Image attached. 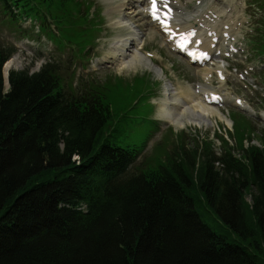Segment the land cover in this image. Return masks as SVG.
<instances>
[{"label":"trees","instance_id":"1","mask_svg":"<svg viewBox=\"0 0 264 264\" xmlns=\"http://www.w3.org/2000/svg\"><path fill=\"white\" fill-rule=\"evenodd\" d=\"M0 8L11 22L51 16L81 51L95 38L87 2ZM15 52L0 43V264H264V129L236 120V144L222 140L221 156L176 135L161 158L132 170L141 151L106 137L110 90L131 83L73 87L49 62L11 71L6 93L2 70ZM203 205L225 228L203 219Z\"/></svg>","mask_w":264,"mask_h":264},{"label":"rangeland","instance_id":"2","mask_svg":"<svg viewBox=\"0 0 264 264\" xmlns=\"http://www.w3.org/2000/svg\"><path fill=\"white\" fill-rule=\"evenodd\" d=\"M83 1L84 0H82V2ZM93 1L99 8V17L102 21L100 28H103V31L98 34L96 39L91 43L94 46L89 47L80 55V58L74 57V51L76 52L77 49L76 47L67 45L64 49H61L48 37L40 35V22L37 21L32 23L29 19L23 20L17 28L12 26L10 22L2 23L1 20L3 16L0 13V43H9L16 46L18 49L8 62L10 66L6 74H9L13 70L26 69H28L30 73H35L38 72L43 65L52 61L63 65V77L67 79L69 85L70 82H72L73 87H78L79 85L92 81L102 83L107 79H114L115 77L121 78L128 83L132 82L135 84L137 76L145 75L148 79H138L140 81H138L135 86L131 83L128 87H121V89L118 87L110 90L109 100L111 102L113 116L109 121L111 126L109 133L106 135L107 140L117 146L143 150V157L137 161L140 163L142 161L147 162L148 159L161 158L167 149H169L170 145L177 141L178 136L176 135H182L187 140L186 147L188 150L194 149L195 143L200 145L204 144L205 147V143L208 142L212 144L214 152L218 156H221L223 154V145L219 142L220 138H217L216 134L225 139L228 138V136L230 137L228 133L231 132L233 124H228V122L222 120L218 115H214L213 118H211L210 126L204 125L200 127L194 124L195 122L191 121V123H189L187 120L184 121V125H179L180 127L163 121H161V123L158 122V120H161L159 117V105L152 100L153 103L149 98L157 93H162L161 86L159 87L155 82L159 84L160 80L163 79L166 84L169 81L165 79V75L162 78L158 75L156 65L161 63L166 65L171 71L173 64L170 65V62H174L175 60L165 55V51L161 49L159 40L156 38L153 39L150 29L145 28L141 15L133 14L132 16V10H124V12L129 15L130 20L137 27L139 26L140 32L143 33L141 37L142 39L144 38V40L141 42V47L145 45L144 50L140 52V44L136 49L141 53L140 55L142 58L140 62L136 63L135 66L131 68L124 67V64L117 65L116 67L113 65V67L107 68L106 71H102L103 73L99 75L97 74L100 72H92V70L99 68L97 67L99 65H96L97 62H104L103 60L108 54L111 56L110 47L115 41V38L126 32L122 29L118 30L119 28L114 25L115 19L118 17L117 14L114 13L115 8L120 6L124 0ZM238 1H240L241 6L238 14L241 15V19L243 20L242 24L246 27L249 23L247 26L253 27V9L249 6L250 0ZM253 8L255 13L261 12L257 6ZM119 10H121V8ZM52 29L56 31L54 26H52ZM21 31L26 32L22 33ZM95 46L96 48H93ZM146 52L161 55L162 61L154 60L153 63L150 62L148 59L144 58L146 57ZM84 57L85 60H83ZM95 58L96 61L94 60ZM112 61L113 60H111V62ZM92 63H94V65H90ZM174 67L177 70L176 78L178 81L180 80L184 86H191L194 88V85L199 83L198 79L193 78V74L188 67L185 68L180 64L174 65ZM85 69L89 72L85 73ZM72 74L73 76H71ZM149 78L154 83L151 82ZM255 80H258L259 88L257 87L254 92L260 93H255L254 95L256 97L257 95L264 96V85L261 84L259 78ZM4 90L7 93L9 91V85L8 87L5 85ZM244 92L245 91L242 90L240 94ZM244 95L248 100H250L252 96L250 93H244ZM252 104L254 105L253 107L256 113H254L253 117L251 115H245L252 120L253 129L255 128L258 134L264 129V110H259L256 103L253 102ZM256 109L259 110V112H257ZM228 111L229 110L223 109L221 112L228 121L231 122L232 119L236 122V120L242 118V116L233 113L230 115V119L227 113ZM188 117L189 114L183 116L184 119ZM167 127L173 128L170 130L167 129ZM231 144L235 145L236 143L234 140H231ZM250 144L257 143L254 141H252V143L248 141L245 142L246 147ZM237 156L240 157L238 154ZM248 201L251 202V198H248ZM198 210L209 225L216 228L218 231V227L225 228V224L217 217L211 208L203 205V207H198Z\"/></svg>","mask_w":264,"mask_h":264},{"label":"bare ground","instance_id":"3","mask_svg":"<svg viewBox=\"0 0 264 264\" xmlns=\"http://www.w3.org/2000/svg\"><path fill=\"white\" fill-rule=\"evenodd\" d=\"M140 3L142 7L143 2ZM123 6L124 5L122 4L121 6L115 8L114 13H117L120 16L117 17V20L115 19L116 22L114 23V25L122 28V30H125L127 33L124 36L116 37L115 42L113 43V47L110 48L112 49L113 56H115L121 64H124V67L131 68L134 67L136 63L140 62L142 58L139 52L136 50V46H139L137 42L139 41L141 32L137 30L134 24L130 23V21L126 17H124L122 11L119 10L120 8H123ZM138 8L139 5L136 6L135 4H133V9L135 12L132 13H136ZM180 9L182 10L181 7ZM142 12L144 14V10ZM195 13L199 14L200 16L202 12L200 13V10H196ZM178 17H181V14H179ZM208 22L209 21L206 20L204 15H202L199 23L207 24ZM9 66L10 63L6 65V71H8ZM6 85L8 87V83H6ZM165 96L166 97L162 99L160 105V117L165 118L167 122L172 121L178 126H181L182 124L184 125V122L180 118V116L189 114V117L187 119L188 122L191 123V121H193L195 122L194 124L200 127L204 125L209 126L211 118H213L214 115H218L222 120H225L228 122V124H231V122L222 115L219 109H214V107L208 106L203 102L196 101L199 96L190 87L189 89L183 88L180 92L176 91L172 87H167Z\"/></svg>","mask_w":264,"mask_h":264},{"label":"snow or ice","instance_id":"4","mask_svg":"<svg viewBox=\"0 0 264 264\" xmlns=\"http://www.w3.org/2000/svg\"><path fill=\"white\" fill-rule=\"evenodd\" d=\"M162 3L164 4V7H167V0H162ZM147 11L154 19H159V16L157 14L158 13L157 0H150V7L149 9H147ZM169 11L171 10L169 9Z\"/></svg>","mask_w":264,"mask_h":264},{"label":"water","instance_id":"5","mask_svg":"<svg viewBox=\"0 0 264 264\" xmlns=\"http://www.w3.org/2000/svg\"><path fill=\"white\" fill-rule=\"evenodd\" d=\"M6 71H4V73H5ZM4 76H6V75H4ZM6 78V77H5ZM5 82H6V80H5ZM8 85H9V82H8Z\"/></svg>","mask_w":264,"mask_h":264}]
</instances>
